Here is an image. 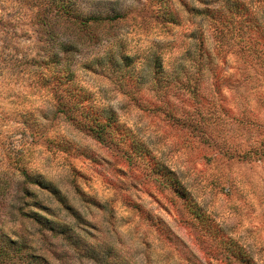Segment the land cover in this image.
Returning a JSON list of instances; mask_svg holds the SVG:
<instances>
[{
	"label": "rangeland",
	"instance_id": "1",
	"mask_svg": "<svg viewBox=\"0 0 264 264\" xmlns=\"http://www.w3.org/2000/svg\"><path fill=\"white\" fill-rule=\"evenodd\" d=\"M41 1L0 0V231L47 264H93L12 210L22 167L83 218L79 239L119 262L264 264V0H75L82 14L123 13L83 26L40 24ZM105 111L100 141L86 124Z\"/></svg>",
	"mask_w": 264,
	"mask_h": 264
},
{
	"label": "trees",
	"instance_id": "2",
	"mask_svg": "<svg viewBox=\"0 0 264 264\" xmlns=\"http://www.w3.org/2000/svg\"><path fill=\"white\" fill-rule=\"evenodd\" d=\"M158 1V0H157ZM41 13L44 20L40 24H46L50 19H63L70 21L76 25H85L90 20H113L123 16V13L114 12L111 15L101 16L97 10H90L84 14L77 11V2L75 0H45L41 1ZM76 7V8H75ZM166 20L174 19V15L170 12L162 15ZM63 72L59 75L64 77L65 80H70L71 70L67 66H63ZM56 103L57 110L64 114L72 115L71 106H67L64 102ZM84 118L86 115L82 114ZM103 120H96L91 117V125L86 124L87 129L92 132L95 137L104 141V132L110 125V118L112 117L111 111H105L103 114ZM135 149V148H134ZM136 151V149H135ZM138 152V151H136ZM154 173H157L163 180V182L173 191L174 195L178 197L190 210H196V204L191 201L187 196L186 192L180 187L179 181L169 172L163 165L156 163ZM19 169V182L16 184L14 193L9 194L11 197V207L14 212L19 213L40 235L48 234L51 237H55L67 243V245L77 252L81 257L93 262V264H127L125 261H118L119 254L112 248L111 245H104L103 248L95 249L93 246L88 245L81 239L77 233H73L76 229H84L80 223H84L83 218L78 212L74 211L69 203L64 201L63 196L54 187L50 181L42 179L41 176L35 175L32 172L26 171L22 167ZM35 186L36 191L44 196V198H51L55 205H48L41 203L36 197L30 187ZM1 200L3 194H0ZM17 202V204L15 203ZM60 210L63 211L64 215L60 214ZM68 216V217H67ZM72 219H70V218ZM67 218V221H66ZM69 220V221H68ZM72 225V226H71ZM27 247L24 243L22 236L11 229V231L4 232L0 231V264H47L46 257L42 254H34L31 252H23ZM239 248V247H237ZM240 253V249H237ZM235 256L237 255L236 250L232 252ZM239 258L241 264H255L252 259L245 254L240 253Z\"/></svg>",
	"mask_w": 264,
	"mask_h": 264
}]
</instances>
